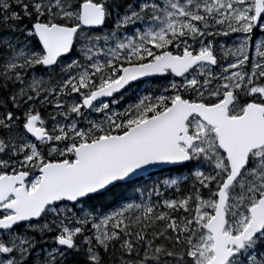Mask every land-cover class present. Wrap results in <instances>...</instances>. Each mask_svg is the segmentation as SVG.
<instances>
[{"label": "snow or ice", "instance_id": "snow-or-ice-1", "mask_svg": "<svg viewBox=\"0 0 264 264\" xmlns=\"http://www.w3.org/2000/svg\"><path fill=\"white\" fill-rule=\"evenodd\" d=\"M0 264H264V0H0Z\"/></svg>", "mask_w": 264, "mask_h": 264}]
</instances>
